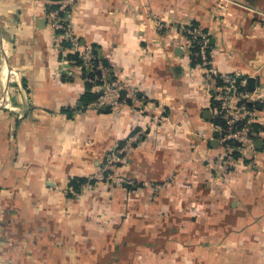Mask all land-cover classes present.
Instances as JSON below:
<instances>
[{"label": "crops", "instance_id": "0c3cea01", "mask_svg": "<svg viewBox=\"0 0 264 264\" xmlns=\"http://www.w3.org/2000/svg\"><path fill=\"white\" fill-rule=\"evenodd\" d=\"M51 3L0 0V264H264V0H74L75 36L135 87L116 109L66 74L76 51ZM192 23L217 70L245 79L231 101L259 136L237 158L218 142L220 83L186 41ZM129 138L120 184L70 195Z\"/></svg>", "mask_w": 264, "mask_h": 264}, {"label": "built area", "instance_id": "2783aa9c", "mask_svg": "<svg viewBox=\"0 0 264 264\" xmlns=\"http://www.w3.org/2000/svg\"><path fill=\"white\" fill-rule=\"evenodd\" d=\"M74 0H60L58 7L48 12V19L53 30L64 38L65 42L77 52V60L72 61V67L67 69L68 76L73 71L80 72L84 81L100 87V93L92 103L93 107L108 106L116 109L125 105L127 100L135 103V87L122 86L117 80L109 79L110 70L105 66L103 57L96 47L83 45L75 36L73 28L68 21V12ZM161 26V25H159ZM186 41L191 47L197 46L195 60L204 69V77L209 81H218L219 87L213 97L217 100L214 105V116L220 118L224 125L217 128L218 142L224 145L227 141L238 142V150L252 149L253 135L251 123L252 111L243 103L236 104L231 101L238 93V88L245 85V79L236 77L235 74L219 72L213 65L210 57V38L207 33L197 25L188 24L181 27ZM137 136H133L135 139ZM131 138L119 147L109 152L100 170L87 177L81 190L90 186L91 182L118 185L123 181L118 173L119 164L124 160L128 149L132 146ZM160 188V185H156Z\"/></svg>", "mask_w": 264, "mask_h": 264}, {"label": "trees", "instance_id": "16d2710c", "mask_svg": "<svg viewBox=\"0 0 264 264\" xmlns=\"http://www.w3.org/2000/svg\"><path fill=\"white\" fill-rule=\"evenodd\" d=\"M52 1V3L50 5H48V12L51 11V10H54L58 7V3L60 0H50ZM193 25H197V23H192ZM194 50H197V46H195L193 48ZM74 60H77V52L76 54L73 56ZM106 64V63H105ZM86 82V81H85ZM92 84L89 83V82H86V92L83 94L82 98L84 100V102H92L93 100H96L97 97H98V93H95V92H90L89 91V88ZM259 108V106L257 107ZM213 121H214V124L218 127V128H222L223 125H224V122L216 117V118H213ZM252 126V130L254 131L255 130V133L256 135L254 134L253 135V138L259 136V131H258V127H256V124H251ZM118 146H121L122 144H117ZM225 148H230L232 151L233 150H236L237 146H238V142H235V141H227L224 145H223ZM228 155H230L231 157L233 158H237V152L236 151H233V152H230ZM125 158V157H124ZM121 165V163L119 164V166ZM87 181V177H84V176H81V177H74L69 186L72 187V191L70 195H73L74 193H79L80 189L82 188V186L84 185V183Z\"/></svg>", "mask_w": 264, "mask_h": 264}, {"label": "rangeland", "instance_id": "374dc122", "mask_svg": "<svg viewBox=\"0 0 264 264\" xmlns=\"http://www.w3.org/2000/svg\"><path fill=\"white\" fill-rule=\"evenodd\" d=\"M159 25V24H158ZM205 31V30H204ZM206 33H207V36L210 38V36H209V33L207 32V31H205ZM4 48V47H3ZM0 52H1V50H0ZM0 57H1V54H0Z\"/></svg>", "mask_w": 264, "mask_h": 264}, {"label": "water", "instance_id": "95a60500", "mask_svg": "<svg viewBox=\"0 0 264 264\" xmlns=\"http://www.w3.org/2000/svg\"><path fill=\"white\" fill-rule=\"evenodd\" d=\"M212 41V40H211ZM104 106H102L103 108ZM218 136V134L216 135V137ZM256 142H260V139H256Z\"/></svg>", "mask_w": 264, "mask_h": 264}]
</instances>
